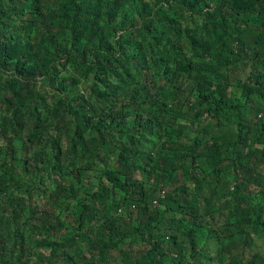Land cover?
<instances>
[{"label": "trees", "instance_id": "obj_1", "mask_svg": "<svg viewBox=\"0 0 264 264\" xmlns=\"http://www.w3.org/2000/svg\"><path fill=\"white\" fill-rule=\"evenodd\" d=\"M0 264H264V0H0Z\"/></svg>", "mask_w": 264, "mask_h": 264}]
</instances>
